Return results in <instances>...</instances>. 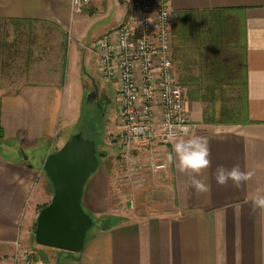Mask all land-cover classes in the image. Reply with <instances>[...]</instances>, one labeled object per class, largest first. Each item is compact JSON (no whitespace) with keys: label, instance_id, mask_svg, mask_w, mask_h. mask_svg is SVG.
Here are the masks:
<instances>
[{"label":"crops","instance_id":"0c3cea01","mask_svg":"<svg viewBox=\"0 0 264 264\" xmlns=\"http://www.w3.org/2000/svg\"><path fill=\"white\" fill-rule=\"evenodd\" d=\"M114 7L115 21L98 40L123 24L124 0H92L81 15L73 13L72 0H0V264H18L19 240L38 246L34 228L54 194L44 165L71 139L60 136L61 129L78 121L86 96L77 70L86 32L94 17ZM171 9L176 80L198 125L193 135L207 138L210 150L211 166L196 176L207 190L187 187L174 144L123 146L117 126L115 155L137 154L144 172L138 183L122 186L123 161L99 165L82 206L108 226L94 230L81 253L63 255L62 264H264V209L252 204L264 195V0H172ZM241 81L250 122L202 123L205 104L189 91L234 89ZM118 118L119 108L116 125ZM153 162L165 168L151 172ZM221 165H238L252 176L240 188L231 181L221 186L215 180ZM147 173L150 181L143 178ZM152 185L165 196L155 211L125 206L127 188L135 198L139 188Z\"/></svg>","mask_w":264,"mask_h":264},{"label":"built area","instance_id":"2783aa9c","mask_svg":"<svg viewBox=\"0 0 264 264\" xmlns=\"http://www.w3.org/2000/svg\"><path fill=\"white\" fill-rule=\"evenodd\" d=\"M91 2L72 0L73 13L81 15ZM124 2L127 13L123 24L105 34L91 49L101 81L117 82L119 141L123 146L145 143L149 150L172 145L198 128L185 108L186 91L175 76L172 0ZM149 168L155 173L165 165L153 162ZM143 172L139 161L126 156L120 185L138 183ZM134 203L129 200L130 207H135ZM16 247L19 250L20 245ZM28 257L24 254V258Z\"/></svg>","mask_w":264,"mask_h":264},{"label":"rangeland","instance_id":"374dc122","mask_svg":"<svg viewBox=\"0 0 264 264\" xmlns=\"http://www.w3.org/2000/svg\"><path fill=\"white\" fill-rule=\"evenodd\" d=\"M106 9L103 10V15H98L97 17H94L92 26L89 27V31L86 32V37L84 41V46L86 49L83 51V58L81 66L77 69L80 70V73L82 75V79L84 84L86 85V96L84 101L82 102L81 106H78L77 114H78V121L76 120L74 122H71L70 125L65 124L62 129L60 136H70L71 138L77 134H82L86 139H89L93 142H95L97 149L99 150L100 154H110V158H106L107 156L101 158L100 161V167L102 169L113 166L115 162L119 163L120 161H123V165L125 163V157L126 156H117L116 149L117 146L115 145L116 140V127L118 126V131L120 132V124L116 125L115 118L117 115V99H116V90H117V82L114 81L113 83L104 84L101 79L98 76L97 72V59L95 54L91 51L93 45L97 42L99 38L100 32L105 29L109 24H112L115 21V18L118 14V11L116 7L112 9H108V13L106 14ZM55 36V35H53ZM52 36V37H53ZM54 43H57L55 40ZM89 47V48H88ZM76 69L73 67L70 69V71L73 72ZM78 72L75 74L77 75ZM71 74V73H70ZM79 75V73H78ZM95 83L97 88L99 89L100 95L106 97H99L96 100L90 98V93L94 91V87L92 83ZM94 85V86H95ZM239 94V92H238ZM185 108L188 111V113L191 116L190 107L185 102ZM219 107H217L218 109ZM203 109V115L205 108ZM193 121V120H192ZM195 123V122H194ZM204 124H207L205 122V119L203 118ZM214 125V124H209ZM116 129V130H115ZM115 130V132H113ZM119 140V139H118ZM59 140L56 141V139L52 142L53 144L56 142L58 143ZM120 142V141H119ZM121 144V143H120ZM122 145V144H121ZM50 146V145H49ZM57 152L59 151L58 148H55ZM134 161L142 162L141 159H137V154H131ZM112 157V158H111ZM98 170L95 172L97 173ZM94 173V174H95ZM144 180L150 181L153 177L149 176L148 173L143 175ZM122 189V188H121ZM157 187L149 186V187H141L139 188V191L136 193L137 195L135 198H133V195H129V191L127 188V191L124 193L125 199V206H129V200L133 199L135 208L139 210H150L155 211L156 206L163 201L165 196L159 193V190H157ZM166 195V194H165ZM132 196V197H131ZM124 199V198H122ZM167 200V199H166ZM86 211V210H85ZM87 214H89L86 211ZM94 226L87 234L86 240L91 236L94 230L97 229H103L107 223L99 222L96 218H93ZM36 229V225L34 228V231ZM33 238L35 241V236L33 233ZM18 244L20 245L19 248V257L17 258L18 264H55L57 260V264H62V257L63 255H67L70 252L66 251H60L57 249L47 248L43 246H35V248L31 247H24L23 244L18 241ZM29 256L27 259L24 258V254ZM28 260H30V263H27Z\"/></svg>","mask_w":264,"mask_h":264},{"label":"water","instance_id":"95a60500","mask_svg":"<svg viewBox=\"0 0 264 264\" xmlns=\"http://www.w3.org/2000/svg\"><path fill=\"white\" fill-rule=\"evenodd\" d=\"M104 156L98 153L95 142L77 134L47 158L44 171L54 194L38 216L34 233L37 245L70 253L84 250L87 234L94 226L82 206L84 189Z\"/></svg>","mask_w":264,"mask_h":264},{"label":"clouds","instance_id":"9594fccd","mask_svg":"<svg viewBox=\"0 0 264 264\" xmlns=\"http://www.w3.org/2000/svg\"><path fill=\"white\" fill-rule=\"evenodd\" d=\"M173 151L179 161V171L189 175L187 187L194 188L198 192L206 191L207 185L196 176L211 166L207 138L191 135L187 139H180L174 143ZM168 159L169 161L173 159L171 154ZM251 176V172L242 171L238 165L231 169H226L221 165L215 170V180L221 186L231 181L234 187L240 188ZM252 204L254 209H264V195L254 196Z\"/></svg>","mask_w":264,"mask_h":264},{"label":"trees","instance_id":"16d2710c","mask_svg":"<svg viewBox=\"0 0 264 264\" xmlns=\"http://www.w3.org/2000/svg\"><path fill=\"white\" fill-rule=\"evenodd\" d=\"M236 86L237 88L234 89L189 91L192 99L197 96L205 104L204 107L207 109L204 111V119L207 124L246 125L250 122L247 84L241 81ZM217 107L219 108L217 109ZM3 138V130L0 125V142ZM99 160L101 161V158Z\"/></svg>","mask_w":264,"mask_h":264},{"label":"flooded vegetation","instance_id":"af4514ba","mask_svg":"<svg viewBox=\"0 0 264 264\" xmlns=\"http://www.w3.org/2000/svg\"><path fill=\"white\" fill-rule=\"evenodd\" d=\"M89 95H90V98H92L94 100H96L97 98L100 97L99 89L97 88V86L94 87V91L91 92Z\"/></svg>","mask_w":264,"mask_h":264}]
</instances>
